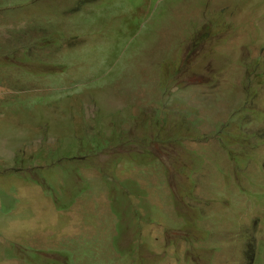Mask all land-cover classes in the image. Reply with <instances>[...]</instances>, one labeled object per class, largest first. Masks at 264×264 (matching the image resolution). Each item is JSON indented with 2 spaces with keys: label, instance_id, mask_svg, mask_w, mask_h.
I'll list each match as a JSON object with an SVG mask.
<instances>
[{
  "label": "rangeland",
  "instance_id": "1",
  "mask_svg": "<svg viewBox=\"0 0 264 264\" xmlns=\"http://www.w3.org/2000/svg\"><path fill=\"white\" fill-rule=\"evenodd\" d=\"M0 264H264V0H0Z\"/></svg>",
  "mask_w": 264,
  "mask_h": 264
}]
</instances>
